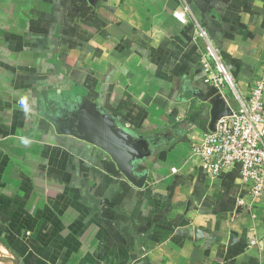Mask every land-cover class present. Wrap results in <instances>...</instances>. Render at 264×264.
I'll return each instance as SVG.
<instances>
[{"label": "crops", "instance_id": "crops-1", "mask_svg": "<svg viewBox=\"0 0 264 264\" xmlns=\"http://www.w3.org/2000/svg\"><path fill=\"white\" fill-rule=\"evenodd\" d=\"M197 25L247 92L264 68V0H0V246L12 259L264 264V196L251 200L238 166L206 177L189 151L215 100L237 107L204 82ZM84 104L137 150L141 188L68 133L86 135Z\"/></svg>", "mask_w": 264, "mask_h": 264}, {"label": "built area", "instance_id": "built-area-1", "mask_svg": "<svg viewBox=\"0 0 264 264\" xmlns=\"http://www.w3.org/2000/svg\"><path fill=\"white\" fill-rule=\"evenodd\" d=\"M187 11L188 7L184 5L172 14L178 22L186 24ZM197 36L205 43L200 61L204 82L217 90L228 88L237 107L229 109L215 122L213 131L205 132L193 143L190 154L200 159L201 170L210 179L238 166V179L248 186L251 200H258L264 196V68L244 92L199 26ZM250 244H254L251 237Z\"/></svg>", "mask_w": 264, "mask_h": 264}, {"label": "water", "instance_id": "water-1", "mask_svg": "<svg viewBox=\"0 0 264 264\" xmlns=\"http://www.w3.org/2000/svg\"><path fill=\"white\" fill-rule=\"evenodd\" d=\"M87 103V102H85ZM221 99H217L212 103L211 121L209 130L213 131L215 122L222 116L228 113V108ZM92 108V107H91ZM90 107L85 104L80 108L82 113V120L88 121L87 125L83 122H79V132H85L86 135L81 136L72 131V134L80 140L91 143L106 153L116 165L119 172L135 187L141 188L144 182V178L136 179L132 174L131 162L137 154L129 139L123 138V136L115 132L111 126L107 124H101L99 127L91 124L94 120L91 118Z\"/></svg>", "mask_w": 264, "mask_h": 264}, {"label": "rangeland", "instance_id": "rangeland-1", "mask_svg": "<svg viewBox=\"0 0 264 264\" xmlns=\"http://www.w3.org/2000/svg\"><path fill=\"white\" fill-rule=\"evenodd\" d=\"M10 255L11 254L7 250L0 246V264H22L21 262H16L17 260L15 261L14 258L13 260Z\"/></svg>", "mask_w": 264, "mask_h": 264}, {"label": "clouds", "instance_id": "clouds-1", "mask_svg": "<svg viewBox=\"0 0 264 264\" xmlns=\"http://www.w3.org/2000/svg\"><path fill=\"white\" fill-rule=\"evenodd\" d=\"M24 143H28V141L25 140Z\"/></svg>", "mask_w": 264, "mask_h": 264}]
</instances>
